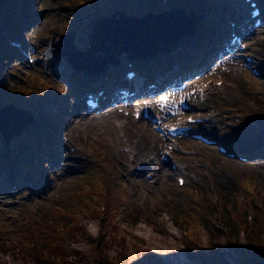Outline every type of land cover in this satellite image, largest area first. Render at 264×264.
<instances>
[{"label": "rangeland", "instance_id": "obj_1", "mask_svg": "<svg viewBox=\"0 0 264 264\" xmlns=\"http://www.w3.org/2000/svg\"><path fill=\"white\" fill-rule=\"evenodd\" d=\"M26 2L30 3L31 7L26 16L16 12L15 0H11L9 8L5 9L7 15L16 17V30L19 32L11 38V35L5 32L10 44L15 46L10 54L9 67L7 62L2 60L3 47L0 43V95L2 90L5 89L6 92V89L16 87H11L7 80L22 83L18 78L22 77L27 82L30 90L26 94L21 93L13 103L19 108L31 110L35 116L31 126L35 131L46 132V142L40 150L39 140L36 148L30 152L28 158H37L36 167L31 164L28 168L23 166V170L14 169V165L19 167L17 163H6L4 154L7 152L0 151V264H23L14 254L13 246L9 242L10 237L20 235L17 230L20 228H23L22 232L25 234H30L34 228L37 234L42 232L41 227L45 237L54 236L50 234V230L57 232L64 228L59 241L66 243V236L72 235L70 247L87 257L90 264L99 262L96 260L97 254L93 250V244L82 240V232L86 237L88 234L95 238L101 233V225L111 227L121 237L126 238L125 250L129 264H178L168 260L163 247L182 257L185 264H196L187 258V248L195 244L196 229L201 245L208 246L209 236L206 230L216 232V227L220 226L223 219L219 217L222 216L220 211L233 219L241 230L252 227L249 230L252 232L253 226L256 225L261 234L264 233V157L251 162L238 159L225 161L216 154V145L206 147L197 141L184 139L175 148L169 164L165 165L160 157L162 151L169 146L161 142L154 133L150 121L126 117L122 111L117 110L87 114L82 108V103L76 102L78 88L72 84L74 77H80V73L59 54L51 60L45 57L50 38L54 36L58 39L69 31H74L75 48L79 51L87 50L92 22L100 16L109 17L117 11L135 17H141L147 12L160 13L177 8H183L187 14L198 13L201 15V22L192 36L194 38L201 30H206L205 20L209 22L214 18L219 24V20H225L229 15L241 20L248 10L243 0ZM257 2L264 11V0ZM33 11L36 13L32 14ZM7 27L10 28L11 24ZM207 27L212 28L213 25ZM248 33V53L256 56L260 76L252 74V65H246L240 59L236 64L232 63L216 71H202L201 78L198 81L194 79L191 86L194 88L201 85L206 88L208 98L203 102L198 98L192 99L195 110L188 114L213 115L215 121L207 127L200 126L198 130L220 142L232 155H235L239 145L231 142L228 137L229 130L237 129L245 119L241 116L243 110L252 113L264 110V26L256 35ZM228 39L229 34L226 32L224 42ZM123 55H120L119 63L124 65L122 69L125 74L129 69ZM171 60L169 56V59L164 58L161 61L164 63ZM109 69L108 74L114 70L112 65H109ZM52 70L62 71L64 75L60 77L52 73ZM9 71L16 72L18 77L11 78ZM4 83L5 88L1 89ZM148 83H152L151 79ZM36 91L41 93V100H35L34 103L27 100L34 97ZM2 102L7 100L0 99V104ZM33 104L38 105L37 108H25ZM113 111L115 114L111 113ZM109 112L111 114L108 120L118 132L109 131L110 125H103L99 121L102 115ZM47 117L53 118L50 125L58 126L55 137L48 133L50 130L46 128ZM122 125L124 129H120ZM179 147L181 155L177 154ZM153 155L157 156V161ZM172 163L178 164L182 170L185 178L183 186L176 183L177 171L171 170ZM152 168L154 178L147 179L146 174L152 172ZM12 179L18 184L16 190L12 187ZM29 182H32L30 188ZM186 186H196L207 192L199 191L195 194ZM104 196L109 205L121 200L113 212L122 214L123 218L127 214H139L136 221L127 220L126 223L119 216L113 217V212L111 214L105 207L102 208ZM207 197L212 200H209V204ZM253 203H258L261 208ZM187 211L190 213H186ZM199 211L203 212L198 214ZM250 213L254 214L253 222L249 220ZM103 214L105 219H102ZM176 220L181 223L179 228L176 227ZM66 224H72L71 228L64 227ZM147 235L153 238L148 239ZM262 238L264 239V234ZM239 240L240 243H246L248 240L242 231ZM34 241L35 246L39 247L40 240L35 237ZM216 242L229 264L240 263L236 249L225 233L219 235ZM24 244L28 247L27 241H24ZM135 247L145 253L151 251L154 254L153 260L141 255ZM106 255L113 259L116 249L108 251Z\"/></svg>", "mask_w": 264, "mask_h": 264}, {"label": "trees", "instance_id": "obj_2", "mask_svg": "<svg viewBox=\"0 0 264 264\" xmlns=\"http://www.w3.org/2000/svg\"><path fill=\"white\" fill-rule=\"evenodd\" d=\"M15 1H16L15 8L17 10H21V12L24 11L26 14L29 12L28 10H30L31 8L30 3L28 4L26 0H15ZM10 3L11 0H0V28L2 29L0 30V43L2 44L3 52H4L2 60L4 63L7 62L8 67L11 65L10 51H13L15 47H13L10 44L9 40L5 36V32H7L9 36L10 35L12 36V34L16 35V33L18 34L19 32L18 30L16 31V28L18 27L17 25H16L17 27H13L15 21L14 17L6 14L5 9L9 8ZM33 13L35 12L33 11ZM8 24L9 25L11 24L10 29L7 27ZM6 55H8V57H6ZM9 72L11 77L12 76L18 77V75H16V72L14 71H9ZM18 78L22 81V83H14L12 80L10 86L11 87L16 86V87L11 90L6 89V92L5 89L2 90V94L0 95L1 100H7V101L14 100L15 98H19L18 96H20L21 93H25V94L28 93L30 89L28 88L27 82L22 77H18ZM38 96L39 94L37 93L32 99H35ZM3 104H5V102H2L0 106ZM241 116L251 121L245 124V126L241 128L239 131H236L235 134H237L239 138H242L244 142L253 140L250 147H247L246 151L244 152L245 153L244 155H246L248 158H254L264 155V138H263L264 110L259 113H257L256 111L252 113L249 110L246 111L243 110ZM253 119L256 121H253ZM48 122H46V126L49 125ZM49 129L52 130V128ZM37 136L45 140V135L42 132L40 134H36V132L33 130L27 131L21 137L13 139L10 142L9 146H5L0 138V151H2V153L7 152V154H4L5 156L4 160L6 161V163L9 162L16 163L19 160H21L23 154L27 155V152L31 151L34 148L33 146L35 144V140L37 139ZM223 160L227 161L228 159L223 158ZM20 164L24 165L22 161L19 162V165ZM186 187L192 189L195 194H197L199 191H204L206 193L205 190L198 188L196 186L194 187L186 186ZM126 198L128 197L126 196ZM209 200L210 199L207 197V201H208L207 204H209V202L212 201ZM119 202L121 203V200ZM119 202L117 203L115 202L112 203V205H109L110 203L107 204L106 196H104L102 208L105 207L107 209V212L112 214L113 210L116 209L115 207L117 204H119ZM215 205L217 206V203H215ZM253 205L261 208V205H259L258 203H253ZM201 212L199 211L198 214H201ZM220 212L222 216L219 217H222L223 219L220 218L221 219L220 226L216 227L215 229L216 232L213 233V231L211 230H206L209 236L208 246L205 247L201 245L198 237V231L196 229L197 239L195 240L194 246L191 245L192 247L189 246L187 248L186 251L187 258L196 264H229L226 261L224 255L220 252L219 247H217V242H216L219 235L225 233L228 236V238L231 240V243H233V246L236 249V253L240 259L239 264H264V239L262 238L264 233L261 234V230L258 229L256 225L253 226L252 232L249 231L250 228L252 227H249L246 230H241L242 228H240L239 225L237 226L236 222L233 221V219L227 217L223 211ZM186 213H190V212L187 211ZM253 215H254L253 213H250V215H248L250 221L253 219ZM116 216L121 217L127 223L129 220L136 221L139 214L138 216L134 213L129 215L127 214V216L123 218L122 214L120 213L116 214L115 212L113 217ZM102 219H105L104 214ZM203 221L205 223L207 222V220L205 219ZM72 224H66L64 225V227H67V229L69 227L71 228ZM192 224L194 226V223ZM206 224L209 225V222ZM180 226L181 223L177 222L176 220V227L179 228ZM22 229L23 228L17 229L19 230L20 235L14 236L15 238L10 237L9 242L13 246L12 248L14 249V254H16L19 257V259L23 264H90V261L87 257L83 256V254H80L77 250H74L70 247V243L71 241H73V239H71L72 235L70 236L68 234V236H66L67 237L66 243L62 242V240L59 241L61 239V235L65 231L64 228L59 229L57 232L50 230V234L51 233L54 234V236L51 234L52 235L51 237H45L42 234L44 230L41 227L40 229L42 230V232L39 231L37 232V234L34 228L32 229V232L29 231L30 234L28 233L25 234L24 232H22ZM100 231L101 233L95 238L91 237L88 234L86 237V235H84L83 232L81 237L83 241H88L89 243L93 244V250L97 254L96 260L99 262V264H129L125 250L127 244L126 238L121 237L118 233H116L115 230H112L111 227L109 228V226L101 225ZM241 231L244 232L247 236L248 240L246 243L239 242L240 241L239 236ZM35 237H37L40 240L39 247L35 246L36 245V242L34 241ZM24 241L28 242V247L25 246ZM192 243H193V239H192ZM1 248L3 247L1 246ZM115 249H116L115 257L113 259L109 258L106 255L107 252ZM137 251H139L141 255L143 254L149 260H153L154 258V254L149 250L147 251V253H145L144 250L137 248Z\"/></svg>", "mask_w": 264, "mask_h": 264}, {"label": "water", "instance_id": "obj_3", "mask_svg": "<svg viewBox=\"0 0 264 264\" xmlns=\"http://www.w3.org/2000/svg\"><path fill=\"white\" fill-rule=\"evenodd\" d=\"M182 11V9H179L168 12L169 14L167 12L163 13L160 16L150 13L145 16L146 18L143 17V19L126 16L122 12L114 13L110 18L102 17L101 20L98 19L93 23V32L89 35L90 49L88 51L79 52L75 50L73 45L74 35L73 32H70L62 36L65 41L64 48H60L61 39L55 40L54 37L51 38V46L47 50V59L53 58L55 52H59L61 55L66 56V61L74 68L89 71V68H85L84 63H86V66L92 65L90 67L94 68L97 64L95 54L98 50L105 53L103 57L99 56L102 62L105 61L104 64L117 59V55L121 51L128 52V57H132L134 51L135 53L140 51L139 54H143L145 52V50H142L143 47L154 45L157 40L163 39L173 31L176 22L175 18L177 20L184 18V11L183 13ZM116 16H119V19H116ZM168 16H171V22L169 26L164 28L161 32L158 28H152L151 23H143L148 18H167ZM194 17L195 16H192V22L196 21V17ZM178 28L180 29L181 27L176 26L174 31L177 32L179 30ZM104 37L107 39L105 40ZM108 40L112 43L111 49L106 46V41ZM119 43L124 49L120 52L117 49ZM114 45H116V47ZM113 55L115 56L112 57ZM32 122L33 117L30 111L18 109L13 106V104L0 108V135L5 144H8L11 138L20 136L25 128Z\"/></svg>", "mask_w": 264, "mask_h": 264}, {"label": "bare ground", "instance_id": "obj_4", "mask_svg": "<svg viewBox=\"0 0 264 264\" xmlns=\"http://www.w3.org/2000/svg\"><path fill=\"white\" fill-rule=\"evenodd\" d=\"M205 33H206L205 31H200L199 36H197L195 38H192V36H189V37H187V38H185L183 40H180L179 42H177L175 44L173 43L174 46H173V44H168V45H166L162 49V51H155L154 53H152L148 57L149 59L146 58V61H144V62L145 63L146 62H152L153 65L157 64V60H156L155 57L160 58L157 53H162V52H163V54H166L167 56L168 55H172V54H174L176 52H182V53L186 52V53H190V54H192L193 52H198L199 51V44L198 43L200 41V37H201L202 34H205ZM224 37H226V35H224ZM178 46H179V48H178ZM168 52H169V54H168ZM160 56H163V55H160ZM232 63L233 64H236L237 61H233ZM144 64L138 65V66H143ZM222 67H223V65H222ZM218 69L219 68H214V71H216ZM142 72H144V73H142ZM52 73L57 74L60 77L62 75H64L63 72H59L58 70H56V71L52 70ZM136 74H137V76H136V82L138 81V83H137L136 86H134L132 83H129L125 79L120 78L118 81L113 82L112 85H110V83H106V81H105V83L108 85L107 88H106V91H108V90L113 91L115 88H118V87H127V88L128 87H132V88L134 87L135 90H139V89H142V90L146 89L147 90V87H144L145 86V83L147 81V76H148L147 71H141V72L136 73ZM157 79H158V81L156 82V86L159 85V84H161V80L162 79H161V74L160 73H159V76H156L155 77V80H157ZM154 91H156V90H154ZM119 97H120V94H118L117 96L114 95L113 96V100L116 103H118V101L121 100V99H119ZM112 101H110L107 104H105V106H103L105 108H103L101 111L105 110L106 108H108L110 106H114L115 103H113ZM157 103L160 106L159 101H156V100H154V98H152V100L150 102H148V105L152 108L153 111L156 112V105H157ZM106 105H110V106H106ZM78 109L80 110V108H78ZM110 111H112V110H110ZM111 113L112 114L113 113L115 114V111H113ZM111 113L109 112L108 114L102 115L99 118V121L103 125L109 124L110 127H111V129H109V131H111V132H118V129L114 125L111 124V121L110 120H108V118L110 117V114ZM120 129H124V126L122 125V127H120ZM179 175H180V173H179ZM146 238L152 239L153 237L151 235H147ZM163 249H164L163 251L167 254L168 260H172L174 262H177L178 264H185V260L182 257H180L179 255L174 254V252L171 251L169 248L163 247Z\"/></svg>", "mask_w": 264, "mask_h": 264}, {"label": "snow or ice", "instance_id": "obj_5", "mask_svg": "<svg viewBox=\"0 0 264 264\" xmlns=\"http://www.w3.org/2000/svg\"><path fill=\"white\" fill-rule=\"evenodd\" d=\"M160 101H161V107L163 108L164 104L168 102V97L166 96H161L160 97ZM189 120H191V117H189ZM182 183V182H181Z\"/></svg>", "mask_w": 264, "mask_h": 264}]
</instances>
